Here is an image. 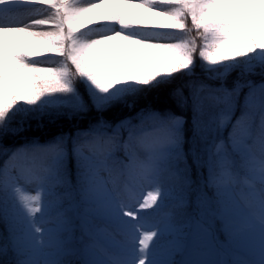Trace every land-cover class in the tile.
Returning <instances> with one entry per match:
<instances>
[{
  "label": "snow or ice",
  "instance_id": "6c2138e0",
  "mask_svg": "<svg viewBox=\"0 0 264 264\" xmlns=\"http://www.w3.org/2000/svg\"><path fill=\"white\" fill-rule=\"evenodd\" d=\"M36 2L49 5L50 0ZM52 7L74 14V30L77 32L100 24H116L119 28L177 26L172 23V17L153 16L149 19L146 13L151 9L140 0H98L83 10L64 0V3ZM214 15L217 13H206V19L199 21L198 25L208 30V25L214 23L211 19ZM221 15L229 21L233 15L244 16L246 20L233 22V28L237 30L225 28L211 35V50L201 53L199 63L186 46L180 51L175 45L141 40L114 31L112 35L79 44L69 51L74 72L66 65L44 68L31 61L48 55L63 57L64 48L59 43L62 37L24 28L0 32V138H5L9 131H17L10 127L16 115L42 104L44 107H67L70 117L75 115L81 119L91 110L97 113L95 120L89 122L87 131L78 133H91L93 139L86 144L73 140L71 155L76 162L78 183L84 197L94 206L93 210L109 217L117 234L126 236L127 241L119 254L93 258L87 264H146V261L147 264H171L162 257L167 254L173 232L177 230L171 221L172 214L168 213L152 227H145L141 210L152 205L159 208L158 200H166L170 195L164 189L162 177L170 163L187 162L182 146L184 128L189 121L193 134L190 153L194 162L201 160L195 149L199 142L206 157L203 160L208 173L206 186L215 190L220 215L225 218L231 236L240 234L248 223L241 200L255 197L260 226V258L256 264H264V0H247L243 7L235 5L233 14ZM29 23L52 26L44 20ZM240 24L248 27L241 28ZM3 27L0 24V28ZM221 34L226 35V39L212 45L211 42ZM235 70H239V74L228 87L227 78ZM176 75H182L186 80L171 95L177 98L181 109H190L189 117L155 110L148 103L135 112V118L141 123L144 119H151L156 122V127L137 137L135 128L139 125L132 123V117L113 126L103 115L113 104L127 102L129 97L146 99L150 92L175 79ZM77 85H83L91 108L83 100ZM184 88L188 89L187 95ZM241 95V111L236 116ZM128 106L133 107L132 104ZM229 125L231 129L225 139L222 133ZM109 128L113 129L112 134L100 131ZM69 139L67 135H60L43 145L33 141L26 147L45 152L48 158L33 160L28 166L16 163L20 149H0L8 157L0 167V192L10 196L16 204L32 240L37 239L34 233L44 232L36 222V214L48 215L49 207L54 205L57 210L53 222L64 220L59 204L67 194L57 193L56 189L68 182L64 174L68 165ZM118 151H122L123 159L116 155ZM137 170L143 173L140 179L151 184L150 190L135 203L117 200L113 194L117 183L122 179L136 180ZM241 176L245 187L237 193ZM25 185H35L36 194L30 195ZM41 193L52 202L51 205L42 203ZM178 206L182 207L183 203ZM198 227L201 232H207L203 226ZM150 241L152 248L149 247ZM71 254V249L63 250L65 257ZM18 264H70V261L25 258ZM195 264H227V261L201 260ZM232 264L249 262L234 257Z\"/></svg>",
  "mask_w": 264,
  "mask_h": 264
},
{
  "label": "trees",
  "instance_id": "16d2710c",
  "mask_svg": "<svg viewBox=\"0 0 264 264\" xmlns=\"http://www.w3.org/2000/svg\"><path fill=\"white\" fill-rule=\"evenodd\" d=\"M184 7L185 16L179 19L172 28H153V27H136L130 28L134 33L144 35V37H151L159 34H171L180 39L181 49L184 50L186 46L192 54V57L199 63L201 62V53L208 49L211 50L210 36L219 33L221 29L227 28L229 31L236 30L233 28V23L220 22L217 24H209L208 30L206 28L196 29L188 15L185 0H178ZM59 2V0H58ZM57 2V3H58ZM246 20L243 19L242 21ZM242 28H247V24H240ZM221 37L216 36V39L211 42L212 45L218 44ZM59 43L63 46L65 55L63 57L56 55L44 56L41 59H33L32 61H40L43 63L53 64L59 58H63L64 65L70 71L74 72V68L69 60V45L68 39L65 38ZM31 61V62H32ZM239 74V70L233 71L227 78V86L231 87L232 82ZM199 76V69H197ZM259 79L258 77H253ZM186 78L182 75H176L175 79L162 85L159 89H155L147 95L146 99L136 100L129 97L127 102H117L113 104L103 115L110 121L113 126L120 120L132 117V123L139 125L135 128L137 137H141L150 129L156 127V122L151 119H144L141 123L135 118V112L140 108L146 107L148 103L155 110L165 112L171 111L175 115H183L186 118L190 116V109H181L178 106L177 98H174L171 93L174 89L185 84ZM207 83H218L217 81H206ZM79 91L83 96V100L89 104L91 108V101L83 85H77ZM185 95L188 94V89L184 88ZM62 95V94H54ZM243 102V95H241L238 102L236 116H239L241 108L240 104ZM132 104L133 107L128 105ZM23 107H29L23 105ZM97 113L95 110L81 119L79 116L70 117V109L67 107H44L43 104L34 108L28 109L26 112L22 111L13 119L11 128L17 131H9L5 138H0V149L7 147L9 149H20L17 156L16 163L25 166L30 165L33 160L47 159L48 154L45 152L34 151L26 146L31 145L33 141H38L39 144H47L54 140L57 136L67 135L70 137L68 142L69 158L67 170L64 174L66 182L63 186L56 189L57 193L67 194L63 196L59 208L63 209L64 220L59 223L58 229L52 233L54 243L59 246V251L54 256V259H66L70 264H87L90 259L97 258L101 250L110 255L119 254L120 249L115 244H109L98 236L97 229L105 228L117 236L119 241H126L123 234H117L115 225L111 220H105L96 216L92 212H87V207L93 205L83 196L78 183V172L76 162L72 158L71 149L72 141L75 140L78 144H86L93 139V134L78 135V133L86 132L90 121L95 120ZM231 125L226 128L222 136L226 139ZM108 134H112L113 129L106 130ZM126 135V133H125ZM193 134L191 123L184 128V144L183 150L187 155L186 163H170L168 170L162 177V184L164 189L170 193L166 200L160 201L157 208L152 205L151 208L142 210V216L146 222L151 224L158 223L161 218L168 213L172 214L171 221L177 226V230L173 232L171 238L172 242L169 245L168 252L170 256L166 260L171 264H184L185 259L188 258L192 250V238L198 225L207 229L209 239L217 251L218 255L224 256L232 263V260L237 255L247 257L248 254L243 251L242 243L238 235L231 236L226 227L225 218L220 215L219 206L217 204V194L213 188L206 186L207 168L203 166V160L206 158L202 146L199 142L195 144L196 154L201 156V160L194 162V157L190 153L193 148ZM135 147V143H134ZM139 151V149H136ZM117 156L123 159L122 151L116 153ZM8 157L0 151V167L3 166ZM175 174V175H173ZM137 179L134 181L120 180L115 187V194L125 203H135L140 197V187L142 182L140 177L143 175L140 170H137ZM244 177L239 179V187L237 193L241 188H244ZM259 188V185L257 184ZM43 198L50 205L52 202L43 195ZM248 207L259 217V208L255 203L254 196H248L246 200H242ZM183 206H178L180 203ZM56 207L50 206L48 215L55 219ZM155 210V211H154ZM23 211V210H21ZM22 216L17 211L16 204L12 201L10 196L0 192V264H18L24 259L25 255L18 252V247L14 243V237L20 234L24 229ZM246 228V227H245ZM182 229V231H180ZM173 247H178V251L172 252ZM71 249L70 256H64L63 250ZM252 263V257H247ZM187 264V263H186Z\"/></svg>",
  "mask_w": 264,
  "mask_h": 264
},
{
  "label": "rangeland",
  "instance_id": "374dc122",
  "mask_svg": "<svg viewBox=\"0 0 264 264\" xmlns=\"http://www.w3.org/2000/svg\"><path fill=\"white\" fill-rule=\"evenodd\" d=\"M69 2L72 3L74 7L83 10L95 5L98 0H69ZM185 2L188 15L191 18V21L196 29L203 28L198 25V22L203 19H206V13H217V15L211 17V19L214 21V23L212 24H217L220 22L233 23L234 21H242L246 18L244 16L233 15L232 21H229L224 15L221 14H233L234 6L240 5L241 7H243L247 3V0H185ZM62 3H64V0H60V2L58 3L57 0H50L49 5L39 4L36 2V0H0V10H2L0 11V24L4 25L3 28H0V32L8 29L24 28L28 31L40 33H53L56 37H62L61 40L67 38L69 41L68 45L70 50L73 47H78L79 44L91 43L92 41L97 40L101 37L112 35L114 31H121L129 36H134L130 34L131 31L129 28H119L116 24L93 25L87 29H81L79 32H77L74 30L76 23L72 22L76 19V16L71 13L57 11L56 8L52 7L53 4ZM140 3L146 4L148 8L151 9V12L146 13V16L149 19H151L153 16L162 19L166 17H172V23L175 24L179 19L185 16L184 7L178 0H140ZM41 20L49 21L53 25L54 29L52 31H48L47 29L39 31L37 30L38 23H29V21ZM239 27H241V25H239ZM219 36L221 37L219 43L226 39V35L221 34ZM137 38L141 40H153L156 43L175 45L178 46L180 51H182L180 39L171 34H159L154 35L150 38ZM74 42L76 43L74 44ZM207 51L209 50L205 49L203 52ZM41 58L42 57H36L34 59ZM31 63L42 66L44 68H60L62 65H64L63 59L57 60L53 64L43 63L40 61H32ZM140 181L142 182V187H140L141 198L146 195L148 190H150L151 184L143 179ZM25 188L30 195L36 194L35 185H25ZM256 188L258 192L259 188L257 187V185ZM113 194L115 195L114 191ZM43 195L44 193H41L42 203H45L46 200L43 198ZM116 199L119 200L117 197ZM241 208L248 223L245 226L246 228H244V230L240 234H238V236L242 243L241 245L243 251H245L248 256L253 257L252 260L258 262L260 258V226L258 222L259 217L251 209H249V207L242 200ZM93 209L94 206L93 208L87 207L86 211L92 212L96 216L101 217L105 220H110L109 217L103 212L95 211ZM35 219L37 224L44 228V232L40 234L34 233V235L37 236V239L32 240L27 235L26 225L22 216L24 229L20 234L14 237V243L18 247L19 252L25 255L24 259L28 258L43 261H54V256L59 251V246L54 243L52 233L56 229H58L59 223L53 222V218L46 216L44 217L43 214H36ZM145 227H152L151 222L149 223L145 221ZM100 229L103 228L97 229L98 236L101 239L105 240L107 243L115 244L117 247H119L120 253L122 250V246L126 244L127 237L123 236L126 241L119 242L117 236L110 232L108 229L104 228L103 231H100ZM149 247L152 248V241L149 242ZM178 250V247H173L172 249V251L174 252ZM153 251L155 252L156 250L153 249ZM110 255L114 254L110 253ZM105 256H109V254L101 250L97 258H105ZM167 257H169V252H167V254L162 258L165 259ZM236 257L248 261L249 264H254L251 260L247 259L242 255H237ZM218 259L226 260L227 264H232L225 257L218 255L207 233L201 232L200 229H196V232H194L192 238L191 254L188 258L185 259L186 261L184 262V264H195V262L201 260L216 261Z\"/></svg>",
  "mask_w": 264,
  "mask_h": 264
},
{
  "label": "bare ground",
  "instance_id": "6f19581e",
  "mask_svg": "<svg viewBox=\"0 0 264 264\" xmlns=\"http://www.w3.org/2000/svg\"><path fill=\"white\" fill-rule=\"evenodd\" d=\"M86 9H88V8H86ZM52 21V20H51ZM73 23H76V19L74 20V21H72ZM38 25V28H37V30H39V31H41V30H45V29H47L48 31H52L54 28H53V25L52 26H46V28H45V25L44 24H37ZM42 27H44V28H42Z\"/></svg>",
  "mask_w": 264,
  "mask_h": 264
}]
</instances>
